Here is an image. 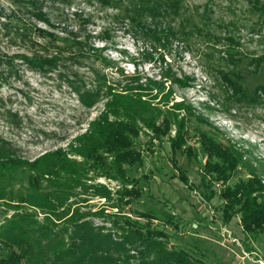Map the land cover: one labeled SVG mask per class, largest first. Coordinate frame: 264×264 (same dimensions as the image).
<instances>
[{
  "label": "rangeland",
  "instance_id": "1",
  "mask_svg": "<svg viewBox=\"0 0 264 264\" xmlns=\"http://www.w3.org/2000/svg\"><path fill=\"white\" fill-rule=\"evenodd\" d=\"M179 1L177 16L148 14L133 22L129 0H0V138L18 156L34 160L46 151L68 150L104 109V101L84 106L69 82L76 74L89 80L93 58L76 60L65 54L41 69L19 56L43 52L48 36L37 27L82 39L90 33L91 43L105 44V55L114 58L107 69L110 77L118 78L121 67L143 81H164L167 91L172 75H187V86L172 87L176 100L185 99L206 120L203 126L195 118L190 122L187 138L193 154L184 149L173 155L170 138L175 130L162 138L141 131L138 148L144 162L129 167L128 175L140 179L143 192L125 212L134 218L138 211L151 212L154 225L170 235L168 247L182 248L203 264H264V229L245 231L239 214L224 221L222 192L248 178V172L238 169L226 185L215 180L205 169L208 156L196 134L211 126L213 135L247 150L258 170L264 163V0ZM170 27L179 31L177 36ZM105 29L112 37L107 43L99 38ZM257 89H262L258 95ZM90 182L119 187L105 177ZM111 203L93 196L81 207L96 212L106 205L116 212ZM4 210L0 206V219ZM92 220L106 221L98 216Z\"/></svg>",
  "mask_w": 264,
  "mask_h": 264
},
{
  "label": "trees",
  "instance_id": "2",
  "mask_svg": "<svg viewBox=\"0 0 264 264\" xmlns=\"http://www.w3.org/2000/svg\"><path fill=\"white\" fill-rule=\"evenodd\" d=\"M100 1L115 4L121 0ZM129 2L133 9L130 7L128 16L133 22L148 14L177 16L181 7L179 0ZM170 28L177 36L179 31ZM36 31L48 36L47 44L41 46L43 52L31 58L19 56L41 69L57 64L65 54L76 60L93 58L91 78L84 80L76 74L69 82L84 106L91 108L104 101V109L68 150L46 151L34 160L18 156L0 138V206L5 208L0 219V264H203L182 248H169L170 235L154 225L151 212L138 211L135 218L125 212L143 192L140 179L128 175L129 167L144 162L138 148L141 131L162 138L175 130L170 138L173 155L184 149L193 154L187 138L190 122L195 118L202 125L206 120L185 99L176 100L172 87L187 86L190 77L172 75L167 91L164 81H143L121 67H117L118 78L110 77L107 69L114 65V58L105 55V44L91 43L90 33L82 39L76 33L60 36L41 27ZM101 32L100 40L107 43L112 39L106 29ZM260 91L257 89V95ZM196 134L208 156L205 169L215 180L226 185L240 168L249 174L226 185L222 192L224 221L239 214L245 231L264 229V163L258 170L246 156L247 150L231 139L213 135L211 126L208 130L201 127ZM173 161L180 170L175 158ZM179 172L187 183L188 176ZM97 177L116 180L119 187L90 182ZM93 196L112 202L109 207L117 211L109 212L106 205L96 212L82 210L81 203ZM92 216L106 221L96 224Z\"/></svg>",
  "mask_w": 264,
  "mask_h": 264
}]
</instances>
